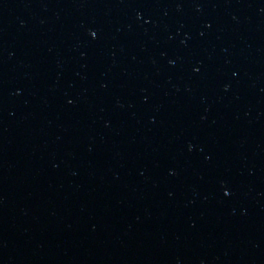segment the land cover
I'll return each mask as SVG.
<instances>
[{
	"label": "water",
	"instance_id": "95a60500",
	"mask_svg": "<svg viewBox=\"0 0 264 264\" xmlns=\"http://www.w3.org/2000/svg\"><path fill=\"white\" fill-rule=\"evenodd\" d=\"M0 264H264V0H0Z\"/></svg>",
	"mask_w": 264,
	"mask_h": 264
}]
</instances>
